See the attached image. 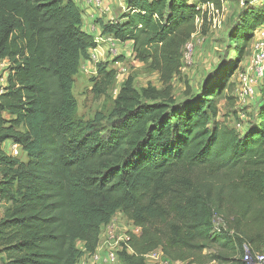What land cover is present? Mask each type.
I'll use <instances>...</instances> for the list:
<instances>
[{
    "label": "trees",
    "instance_id": "1",
    "mask_svg": "<svg viewBox=\"0 0 264 264\" xmlns=\"http://www.w3.org/2000/svg\"><path fill=\"white\" fill-rule=\"evenodd\" d=\"M222 2L122 0L116 21L96 19L100 34L131 44L161 88L137 90L127 79L107 116L83 121L72 88L97 45L82 28V10L73 0H0V61L9 62L0 94V200L9 204L0 217L1 264H77L117 214L141 229L133 253H120L123 264H144L156 249L186 261L218 245L219 264H246L244 247L262 253L264 96L241 131L217 118L225 93L234 99L229 79L264 25V1L242 4L224 53L194 94L188 87L176 99L171 86L196 20L204 28L209 19L204 5L220 10ZM96 74L98 98L115 72L98 62ZM6 142L26 161L7 156ZM214 218L226 229L214 231Z\"/></svg>",
    "mask_w": 264,
    "mask_h": 264
},
{
    "label": "rangeland",
    "instance_id": "2",
    "mask_svg": "<svg viewBox=\"0 0 264 264\" xmlns=\"http://www.w3.org/2000/svg\"><path fill=\"white\" fill-rule=\"evenodd\" d=\"M117 2V0H114L112 3L110 13L105 16L107 20L112 19L116 21L119 18L120 14ZM244 2L252 6L258 4L257 0H223L222 7L218 10V13H214L213 16L212 14L208 15L209 19H207L205 27L203 28L202 24L197 27L198 30L196 34L189 41V45L192 46V49H189L187 46V49L185 51L183 50L185 58H183L184 66L180 76L171 81L173 94L176 99H181L188 87L191 88L194 94L205 74L210 72L218 63L219 56L225 51L227 31L232 24L236 12L242 8ZM82 5L84 7L83 3ZM84 15L83 13V16ZM104 22H106V20ZM214 24H216V26H214ZM255 43L254 39H252L245 58L237 67L233 76L229 79L233 92L238 86L236 76L239 72H245L247 70ZM119 45V50H117L116 53L118 55L116 57L110 58L108 52L105 51L98 59L99 63L106 64L107 70L115 72L112 85L98 98H95L91 93L93 85L91 80L97 79L96 62H82L79 73L74 78L72 88V94L76 101V113L79 119L83 121L91 120L96 113H102L107 116L113 108V101L117 93L127 79L132 80V85L137 90L149 86L156 89L161 88L158 74L153 71L148 64L137 61L133 53L132 56H129L131 46L122 45V43ZM257 88H259L258 97H256L255 101L249 102L246 106L242 107V109H240V106H238L236 101L232 98V93H225V98L219 104L217 122L224 128L241 131L244 126L251 122L255 104L259 102L258 100L264 95V79L259 83ZM17 160L19 162H25L26 156L21 154ZM8 206L9 204H5L0 200V217ZM225 229L221 221L218 218H214L213 230L218 232ZM261 251L264 253V248H262ZM224 254L225 250L218 245H213L210 248L204 249L195 259L173 261L168 256L164 255L163 257L162 255L156 264H168V261L169 264H219L215 257ZM231 258L238 260L239 256H231ZM4 260V256L0 254V264ZM148 264L153 263L148 262Z\"/></svg>",
    "mask_w": 264,
    "mask_h": 264
},
{
    "label": "built area",
    "instance_id": "3",
    "mask_svg": "<svg viewBox=\"0 0 264 264\" xmlns=\"http://www.w3.org/2000/svg\"><path fill=\"white\" fill-rule=\"evenodd\" d=\"M114 1V0H111ZM118 6L122 11L126 10L125 6L122 4V0H117ZM258 3L264 0H257ZM85 10H89V19L90 21L95 19V15L107 16L111 11V7L108 4L107 0H83ZM205 10L208 11V15L218 13V10L215 9L214 5L207 3L204 5ZM107 21H113L108 19ZM197 26L201 24L199 19L196 20ZM216 26V24H214ZM215 28V27H214ZM95 29L92 27L91 32ZM196 34V33H195ZM193 34V36L195 35ZM254 43L252 57L249 61L247 70L245 72H239L236 76L238 83L237 88L234 91V99L236 104L240 107L246 106L249 102L255 101L257 94V87L259 83L264 78V25L257 28L254 32ZM97 47L106 46L110 58L116 57L119 50V42L115 41L110 36H103L100 34L98 29L97 35L94 36ZM130 45V43H124ZM188 42L184 48V51L187 49H192V46ZM129 56H132V51H129ZM100 55L95 53L93 50L90 53V59L87 61H94L98 63ZM183 58L185 54L183 53ZM9 62L7 60L0 61V94L5 92L7 86V77L9 74L8 71ZM7 156L12 158L19 157L21 153V148L12 142H6L2 148ZM117 214L113 216L110 221L100 227L98 242L94 252L90 255H85L82 257L77 264H123L120 260V253L124 252L127 255L133 253L131 249V242L134 238L140 236L141 229L137 226H134L130 221L126 220L124 217ZM245 250V251H244ZM243 261L246 264H264V253L251 254L247 247L243 248ZM164 257L161 249H156L143 256L144 264L153 263L156 264L160 257ZM147 261V262H146ZM169 264V261L167 262Z\"/></svg>",
    "mask_w": 264,
    "mask_h": 264
},
{
    "label": "crops",
    "instance_id": "4",
    "mask_svg": "<svg viewBox=\"0 0 264 264\" xmlns=\"http://www.w3.org/2000/svg\"><path fill=\"white\" fill-rule=\"evenodd\" d=\"M74 3L76 4V6H80L79 8L82 10V12L85 14L84 16L82 15V25H83V30L87 33H89L90 35L92 36H95L97 35L98 33V25L97 24H94V21L96 19H102V20H106L107 21V17L105 16H100V15H95V19L90 21L89 19V10H85V8L83 7L82 3H83V0H73ZM108 4H110V7L112 5V1L111 0H107ZM103 17V18H101ZM92 27L95 29L93 32H91V29ZM122 45H126V44H122ZM106 51V46H102V47H99V48H96L95 49V53H98L100 56ZM264 79V78H263ZM263 81V80H262ZM259 91V88H257V92ZM264 96V95H263Z\"/></svg>",
    "mask_w": 264,
    "mask_h": 264
}]
</instances>
